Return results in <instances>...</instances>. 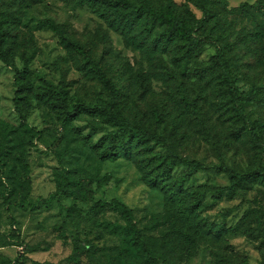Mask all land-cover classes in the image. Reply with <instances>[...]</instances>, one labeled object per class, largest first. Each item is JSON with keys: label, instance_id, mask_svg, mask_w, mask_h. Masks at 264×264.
I'll return each instance as SVG.
<instances>
[{"label": "rangeland", "instance_id": "374dc122", "mask_svg": "<svg viewBox=\"0 0 264 264\" xmlns=\"http://www.w3.org/2000/svg\"><path fill=\"white\" fill-rule=\"evenodd\" d=\"M146 1L164 6L182 18H188L189 13L197 19L202 16L188 0ZM212 1L215 19L222 18L221 30L232 41L237 33L264 22L263 15L255 18L239 11L227 13L242 3L253 4L256 0ZM46 19L53 20L100 60L120 90L118 101L124 118L149 131L164 133L167 146L178 155L205 164L206 168L195 172L184 186L190 192L203 188L208 192L201 196L190 225L177 221L167 212L163 194L146 185L132 160L100 161L96 157L92 146L108 128L106 124L81 114L63 127L48 107L34 102L27 121L40 135L28 148L29 172L24 174L9 160L0 175V264L13 263L22 249L17 244L22 241L33 251L27 254V261L17 264H118L115 252L119 236L104 231L99 222L115 221L119 217L93 205L96 200L108 201L114 197L132 208L136 224L144 234L163 239L166 264L261 262L264 184L246 183L230 197L225 189L228 177L216 166L222 161L237 171L259 168L264 158L261 147L264 131L258 133L260 146L254 145L244 134L241 123L229 117L226 99L218 84L209 80L207 71L214 46L206 44L185 68L176 67L172 63L176 56L174 48L151 52L138 49V45H126L121 33L88 7L70 5L63 0H42L27 8L18 29L13 30L16 50L31 57L32 70L45 74L56 84L61 82L70 96L85 102L105 97L106 90L98 75L61 44L58 34L40 23ZM214 24V20L208 21L207 30ZM142 34L132 31L128 36L141 42ZM259 44L252 38L235 43L234 57L238 64L235 76L243 93L252 84L261 85L256 103L247 108V114L251 120L264 123V58L257 56ZM15 64L22 67L20 57L15 58ZM13 74V69L0 60V121L17 125ZM156 149L165 151L166 146ZM62 166L75 170L77 176L98 172L107 175L108 180L100 188L95 183L91 185L90 201L64 196L45 204L42 200L55 192L56 174ZM185 170L186 167L180 166L172 175L180 176ZM221 188L225 191L213 200L214 192ZM3 196L13 204L11 214L17 225L4 209ZM66 208L71 211L67 213ZM58 226L66 237L63 240L58 235ZM74 241L83 247V253L75 254L71 261ZM157 263L163 264L160 260Z\"/></svg>", "mask_w": 264, "mask_h": 264}, {"label": "trees", "instance_id": "16d2710c", "mask_svg": "<svg viewBox=\"0 0 264 264\" xmlns=\"http://www.w3.org/2000/svg\"><path fill=\"white\" fill-rule=\"evenodd\" d=\"M63 1L74 6L88 7L97 13L109 27L121 33L126 45H138V49L151 52H163L174 48L176 56L172 63L176 67L185 68L206 44H212L215 53L211 55L207 65L209 80L215 81L219 91L224 95L229 117L239 121L246 137L254 145H259L258 133L264 131V123L261 120H251L247 114V108L256 103L261 85L252 84L245 93L239 90L235 76L238 64L234 54L237 41L245 43L252 38L260 43L257 48L258 58H264V22L256 23L251 30L237 33L234 36L235 40L232 41L230 36L221 30V25L224 24L222 18L215 19L217 17L212 0H188L201 12L202 16L199 19L194 18L191 13L187 14L188 18H182L168 8L150 4L146 0ZM40 2L42 0H0V60L14 71L13 106L19 119L17 125L0 121V175L4 172V167L9 160H13L24 174L29 172L28 148L40 135V131L27 121L34 102L48 107L63 127L69 126L81 114H86L98 118L108 127L92 146L96 157L100 161H114L119 158L132 160L146 185L163 194L167 212L171 213L177 221L190 225L194 221V211L199 207L201 196L207 193L208 189L190 192L184 185L195 172L206 168L203 162L178 155L170 146H167L164 133L149 131L124 118L118 101L120 90L108 77L100 60L81 43L65 34L53 20L46 19L40 23L57 33L61 44L70 48L85 67L98 75L107 93L105 97H97L94 102L73 98L61 82L56 84L45 74L32 70L30 56L24 53L18 54L13 30L18 29V24L21 23L27 8ZM237 11L255 18L259 15L264 16V0H256L253 4L242 3L228 10L227 13ZM211 20H214L215 24L207 30L206 23ZM132 31L143 33L141 42H137L134 36H128ZM16 57H20L21 68L15 64ZM157 146H166V150H157ZM261 147L264 151V142ZM180 166L186 167L185 172L174 177L173 171ZM216 168L228 177L229 184L225 189L230 197L236 194L238 187L246 183L264 184V158H261L259 168L255 170L237 171L222 161ZM107 180V175H100L98 172L87 176H77L75 170L62 166L56 174L55 192L42 202L50 204L64 196L90 201L93 191L91 185L95 183L96 188H100ZM224 191V188L217 190L212 199H218ZM2 203L12 223L17 225V220L11 214L13 204L7 196L2 197ZM19 205L21 206L22 203ZM93 205L100 211L115 212L119 217L115 221L101 220L99 222V226L104 231L119 236L115 252L118 264H158L159 260L166 264L163 239L144 234L136 224L132 208L124 201L114 197L108 201L96 200ZM70 211L71 208H66L67 213ZM57 230L59 237L62 240L65 239L60 226ZM73 244V250L69 256L71 261L74 260L75 254L83 253V247L77 241ZM17 245L22 249L12 264L24 263L28 260L27 254L33 251L24 241ZM241 264L248 263L244 261ZM257 264H264V258Z\"/></svg>", "mask_w": 264, "mask_h": 264}]
</instances>
